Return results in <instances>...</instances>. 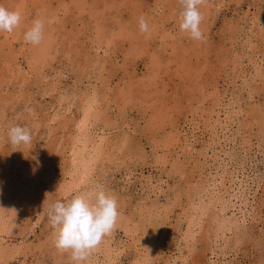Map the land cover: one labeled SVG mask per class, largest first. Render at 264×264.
<instances>
[{"label": "rangeland", "instance_id": "374dc122", "mask_svg": "<svg viewBox=\"0 0 264 264\" xmlns=\"http://www.w3.org/2000/svg\"><path fill=\"white\" fill-rule=\"evenodd\" d=\"M0 5L22 17L12 32H0V264H72L70 253L55 247L49 207L97 185L116 196L120 212L94 252L100 262L109 241L116 264H134L147 252L150 264H209L206 213L190 249L182 242L201 180L194 167L200 147L174 158L165 145L192 125L207 140L214 112L224 124L214 145L216 170L242 180L244 216L237 221L229 209L225 215L240 227L245 218V234L237 238L239 227L230 226L210 264H264V0H204L201 40L180 30L179 0ZM141 17L147 32L140 31ZM37 19L44 39L25 43ZM82 115L95 146L88 144L72 165L82 147L76 142ZM17 125L31 129V143H11L8 131ZM178 149L184 153L185 144ZM173 159L182 169L173 168ZM82 166L89 169L86 184L61 195V184Z\"/></svg>", "mask_w": 264, "mask_h": 264}, {"label": "bare ground", "instance_id": "6f19581e", "mask_svg": "<svg viewBox=\"0 0 264 264\" xmlns=\"http://www.w3.org/2000/svg\"><path fill=\"white\" fill-rule=\"evenodd\" d=\"M43 56H45L44 52L40 53L39 58L42 59ZM214 102H215V100H214ZM87 112H88V110L84 107L83 108V113H87ZM207 114H206V116H208ZM214 114H215L214 115L215 116L214 123H212V126L210 127L211 129H208L210 131H209V138L207 137L208 138L207 140H204V138H203L204 134H203L202 130L200 128H196L197 125L196 126L192 125V128H187V130L184 131V133L182 135L184 138H182L181 135L177 136V135H175L173 133L176 137H170L169 136L172 141L169 139L171 143H169L167 141L169 144L166 143V145H165L166 147H168L167 151L174 158H178V155H180V154H191L192 150H193L192 148H193V146L195 144H197L200 147V150L198 151V153L194 157L196 160L199 159V161H198L197 164L194 165V167H195L196 177L201 178V180L197 184L196 188H194L193 193L197 197H196L194 203H192L190 201V206L192 208L190 210V213H188L186 215V217H185L186 218V224H185L186 225V229H184L185 232L183 231L184 232V234H183L184 238H183L182 242H184V246L185 247L187 246V248L190 249V245H189L188 242L190 240L194 239V237H195L194 234L196 232L195 228L196 227L199 228V226H200L199 222L201 220L200 218H201V216L204 213H206V216H207V218H206L207 219L206 227L209 230L207 232H209V235H210V236L208 235V237H209V243L208 244L210 246L209 249H208V255H210V256L207 257V259H208L207 262L209 264L211 263L210 261H212L211 260L212 258L218 257V255H217L218 253H216L215 251L217 249H219L218 248L219 246H216L217 247V249L215 248L216 250L214 249V247H215L216 243L220 239L223 240V237L225 236L224 235L225 231H227V230L229 231V229H231V227L234 228V229L239 227L238 228V233H237L238 234L237 238L238 237H242L245 234V229L243 227L244 226V222H245L244 221L245 220L244 217H243L244 220L242 219L243 221H242V225L240 227V225L238 223H234L231 220L232 217H230L229 215H225V210L229 209L230 210V214L234 215V217L236 218L237 221L240 218L239 214L243 213V216H244L243 206H241V203H240L242 200L239 201L241 198L238 196L239 193H240V191L238 189L241 187L240 184H242V180L235 173H231V171L227 172L225 175H222V174L218 173V171L216 170V166L217 165L215 164V162L216 163L218 162L219 154H217L214 151V149H215L214 145L215 144H219V134H218V132H220V130H222V128H223L222 126L224 124L219 119V112L218 113L214 112ZM205 121H208V120H205ZM223 121H224V119H223ZM209 125H211V124H209ZM183 126H184V124H183ZM78 129H79V137L76 139V142L77 143H81L82 147L80 149H77V150L73 151L72 156H71V161H70L72 165H75L82 157H84L83 153L88 149V144L91 143V147L95 146V145H93L92 139L89 138V135L86 132L87 127H86V123H85V120H84V115H82V119L79 120V122H78ZM206 133H208V132H206ZM181 143L185 144V147H186V150H183L184 153H181V152L178 151L179 150L178 146ZM168 152H166V153L168 154ZM194 155H195V152H194ZM173 160H174V163H175V164L173 163L174 164L173 168L176 169V170H179L180 168L182 169L183 165L180 164V162L178 160H176V159H173ZM87 162L90 163L91 161L88 160ZM211 169L212 170L214 169L213 173L210 172ZM78 170H80V172L75 170L74 171L75 174L73 176H71L70 180L64 181L61 184V186L59 187L60 191H61L60 192L61 195L66 196V194H69L71 191L76 192V191H78V187L79 186L81 187L82 185L86 184V180L88 179V177H87L88 175L87 174L89 172V169H86V168H84V166H82L81 169L79 168ZM216 174L222 175V177H220L221 181L218 180L217 178H215ZM150 183H151L150 179H146V181L144 180L143 184H146V185H144V187H150V186H148ZM157 189H159V188H157ZM84 192H87V190H81V192H79V193L77 192V194L84 193ZM148 192L156 193V191H154L152 188L149 189ZM164 207L165 206H163V209L165 211H167V209L170 208V206H166L165 208ZM235 209L237 210L236 213L233 212ZM0 220L2 221V216L0 217ZM4 223L2 222L0 227L4 228ZM207 240H208V238H207ZM105 245H104L105 246L104 247L105 248V252H103L104 257L101 260L102 262H100V259L95 255L96 253L94 254V252L99 251V249H98L99 246H98L94 250V252H92V254L90 255L94 259V260L91 261L90 264H116L117 263L115 261L117 259V257H115L116 253H113V250H114L113 246H111V244H109V241ZM155 248H157V250L159 252L163 251V249H162L163 247H161V246H160V248H158V246L157 247L155 246ZM187 252H189V250ZM162 253H164V252H162ZM148 255H149L148 252L144 253V255H142L141 258L138 259L134 264H150V262L152 260L148 259ZM155 258H157V257H155ZM161 260H163V259L161 258ZM179 260H181V259H179ZM175 261H176V259H174L173 263H171L172 260L168 259V263L167 264H177ZM83 263L84 262H82V264ZM214 263H216V261Z\"/></svg>", "mask_w": 264, "mask_h": 264}, {"label": "clouds", "instance_id": "9594fccd", "mask_svg": "<svg viewBox=\"0 0 264 264\" xmlns=\"http://www.w3.org/2000/svg\"><path fill=\"white\" fill-rule=\"evenodd\" d=\"M182 7L179 28L190 34L195 40L203 39L200 25L203 15L200 5L204 0H179ZM19 11H9L0 5V32H12L21 23ZM50 23L52 21H49ZM141 32H147V21L141 17L139 21ZM44 39V22L34 20L32 27L24 34L25 43L38 45ZM31 113V108H26ZM8 135L13 145L29 144L32 140L31 129L13 126ZM47 195V194H46ZM118 200L115 195L105 191L102 185H97L85 193L74 195L70 200H57L50 205L48 218L54 230L55 247L70 253L72 264H82L110 235L119 221Z\"/></svg>", "mask_w": 264, "mask_h": 264}]
</instances>
